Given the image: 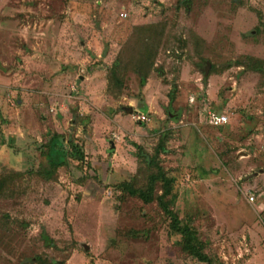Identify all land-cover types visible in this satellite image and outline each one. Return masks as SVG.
Instances as JSON below:
<instances>
[{"label":"rangeland","instance_id":"rangeland-1","mask_svg":"<svg viewBox=\"0 0 264 264\" xmlns=\"http://www.w3.org/2000/svg\"><path fill=\"white\" fill-rule=\"evenodd\" d=\"M184 1L0 0V264H200L156 203L118 188L147 184L160 142L206 252L264 264V0ZM49 133L88 164L37 176Z\"/></svg>","mask_w":264,"mask_h":264},{"label":"trees","instance_id":"trees-1","mask_svg":"<svg viewBox=\"0 0 264 264\" xmlns=\"http://www.w3.org/2000/svg\"><path fill=\"white\" fill-rule=\"evenodd\" d=\"M185 6L190 1L185 0ZM183 2V3H184ZM150 27L143 28L142 30H150ZM158 29V28H157ZM155 57L151 54V59ZM118 62H116L111 70V74L115 77L118 72ZM139 70V69H138ZM209 73L205 70V77L207 78ZM147 79L141 75V84L145 86ZM173 101V96L172 100ZM2 136L0 135V139ZM2 145L0 143V149ZM138 150H142L137 146ZM42 155H45V164H41L34 173L40 178L49 181L57 174L58 170L67 166L69 162H77V164H88L86 161V152L84 146L78 140H68L64 134L49 133L44 141L38 148ZM167 150L163 142H160L156 154L154 156L142 155L144 163L147 164V168L152 170L147 179L145 186L137 187L132 181H124L118 185L119 190L123 195L138 198L146 205L156 203L162 215L168 223L169 232L172 235L180 238L179 245L183 252L188 254L194 260L200 264H222L217 258L212 257L206 252V245L199 239L198 233L191 224L190 219L182 220L178 213L175 211L177 203V196L174 192L175 181L168 176L165 170L158 163V156L162 153H166ZM20 168L22 172H19L18 177L23 178L25 174L32 173L28 165ZM46 234H44L45 236ZM138 235V234H137ZM45 242L54 246L52 240L47 237L44 238ZM39 264H46L42 258H38Z\"/></svg>","mask_w":264,"mask_h":264},{"label":"built area","instance_id":"built-area-1","mask_svg":"<svg viewBox=\"0 0 264 264\" xmlns=\"http://www.w3.org/2000/svg\"><path fill=\"white\" fill-rule=\"evenodd\" d=\"M136 118L138 121L141 122H147L148 119L145 115L143 114H136ZM206 122L212 126V127H216V128H220L225 126L226 124H228V117L225 114H220L217 113L215 111L210 110L209 112H207L206 116H205ZM248 201L250 203H253L255 201V197L251 196Z\"/></svg>","mask_w":264,"mask_h":264},{"label":"water","instance_id":"water-1","mask_svg":"<svg viewBox=\"0 0 264 264\" xmlns=\"http://www.w3.org/2000/svg\"><path fill=\"white\" fill-rule=\"evenodd\" d=\"M208 69H209V65H208ZM206 72L208 73V70L206 69ZM78 83H80V81L78 82ZM121 110L123 111V112H125L127 115L129 114H133L134 113V109L133 108H131V107H128V108H126V107H123V108H121Z\"/></svg>","mask_w":264,"mask_h":264}]
</instances>
